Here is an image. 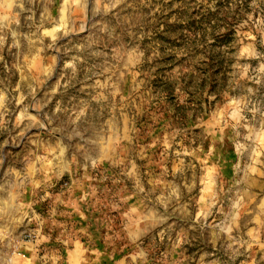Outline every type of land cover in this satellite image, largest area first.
I'll return each instance as SVG.
<instances>
[{"label":"clouds","instance_id":"9594fccd","mask_svg":"<svg viewBox=\"0 0 264 264\" xmlns=\"http://www.w3.org/2000/svg\"><path fill=\"white\" fill-rule=\"evenodd\" d=\"M192 7L0 0V264H264V0Z\"/></svg>","mask_w":264,"mask_h":264},{"label":"rangeland","instance_id":"374dc122","mask_svg":"<svg viewBox=\"0 0 264 264\" xmlns=\"http://www.w3.org/2000/svg\"><path fill=\"white\" fill-rule=\"evenodd\" d=\"M157 2L160 4V11L156 14L157 19L155 24L151 26L153 28V36L155 37L152 41V45L153 47L158 46L160 52L164 53L167 49L178 46L177 42L183 38L185 26H187L190 30L194 27L193 17L197 10L193 8L192 5L195 4L196 0H167V3H165V0H154V3ZM173 5L177 6L173 7ZM173 17H175L174 20ZM175 63L176 61L173 56H162L159 66L156 69V73L154 74L155 79L152 83L161 87L165 91L170 89L171 85L164 83L160 77L166 70L174 66ZM217 66L219 67V64ZM170 95L171 94L169 93V96ZM172 107L173 111L171 112L166 111L163 108L161 109L164 119L182 120L184 106L173 103ZM161 113L157 114L160 115ZM151 124L152 121L149 114V117L141 124H138V127H141L142 130H146L151 126ZM150 139L151 137L143 134L142 131L140 143L145 144L149 142ZM153 153V159H158L159 150H153Z\"/></svg>","mask_w":264,"mask_h":264}]
</instances>
